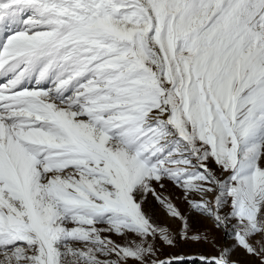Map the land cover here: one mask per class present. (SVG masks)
Here are the masks:
<instances>
[{
    "label": "snow or ice",
    "instance_id": "snow-or-ice-1",
    "mask_svg": "<svg viewBox=\"0 0 264 264\" xmlns=\"http://www.w3.org/2000/svg\"><path fill=\"white\" fill-rule=\"evenodd\" d=\"M188 244L264 264V0H0V264Z\"/></svg>",
    "mask_w": 264,
    "mask_h": 264
},
{
    "label": "rangeland",
    "instance_id": "rangeland-1",
    "mask_svg": "<svg viewBox=\"0 0 264 264\" xmlns=\"http://www.w3.org/2000/svg\"><path fill=\"white\" fill-rule=\"evenodd\" d=\"M158 215H160L162 217V213H159L158 210ZM216 235V238L219 239L220 238V234L219 233H214ZM212 252V249L210 247H207L205 245L202 244H188V245H182L179 248L176 249H168L165 248L164 252L162 253L163 256H167L169 254L175 256V255H183L188 256L189 258H185V259H197V258H193L194 256H199L200 254H210ZM192 255V256H189ZM243 259V258H242Z\"/></svg>",
    "mask_w": 264,
    "mask_h": 264
},
{
    "label": "trees",
    "instance_id": "trees-1",
    "mask_svg": "<svg viewBox=\"0 0 264 264\" xmlns=\"http://www.w3.org/2000/svg\"><path fill=\"white\" fill-rule=\"evenodd\" d=\"M193 262H195V264H199L198 259H184L183 264H193Z\"/></svg>",
    "mask_w": 264,
    "mask_h": 264
},
{
    "label": "water",
    "instance_id": "water-1",
    "mask_svg": "<svg viewBox=\"0 0 264 264\" xmlns=\"http://www.w3.org/2000/svg\"><path fill=\"white\" fill-rule=\"evenodd\" d=\"M189 256H192V255H189ZM185 258H189L188 256H185ZM193 258H197L198 259V257L197 256H194Z\"/></svg>",
    "mask_w": 264,
    "mask_h": 264
}]
</instances>
